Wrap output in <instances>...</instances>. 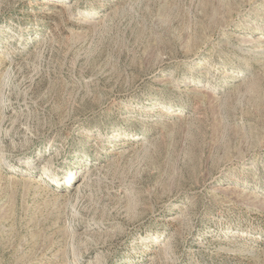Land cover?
Masks as SVG:
<instances>
[{
	"label": "rangeland",
	"instance_id": "374dc122",
	"mask_svg": "<svg viewBox=\"0 0 264 264\" xmlns=\"http://www.w3.org/2000/svg\"><path fill=\"white\" fill-rule=\"evenodd\" d=\"M3 147L0 264H264V0H0Z\"/></svg>",
	"mask_w": 264,
	"mask_h": 264
},
{
	"label": "bare ground",
	"instance_id": "6f19581e",
	"mask_svg": "<svg viewBox=\"0 0 264 264\" xmlns=\"http://www.w3.org/2000/svg\"><path fill=\"white\" fill-rule=\"evenodd\" d=\"M6 152H8V149L6 147H3V149L0 151V155H6ZM25 161H28V160H25Z\"/></svg>",
	"mask_w": 264,
	"mask_h": 264
}]
</instances>
